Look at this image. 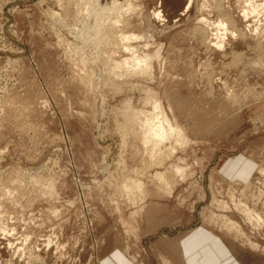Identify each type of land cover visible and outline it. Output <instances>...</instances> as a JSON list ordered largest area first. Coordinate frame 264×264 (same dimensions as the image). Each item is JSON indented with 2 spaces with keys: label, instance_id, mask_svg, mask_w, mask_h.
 Wrapping results in <instances>:
<instances>
[{
  "label": "rangeland",
  "instance_id": "rangeland-1",
  "mask_svg": "<svg viewBox=\"0 0 264 264\" xmlns=\"http://www.w3.org/2000/svg\"><path fill=\"white\" fill-rule=\"evenodd\" d=\"M202 18L235 35L215 45ZM153 102L184 145L140 141L127 119ZM172 165L184 178L160 181ZM261 165L264 0H0V264H185L175 245L198 225L227 246L216 264H264V225L233 203L257 207Z\"/></svg>",
  "mask_w": 264,
  "mask_h": 264
},
{
  "label": "bare ground",
  "instance_id": "bare-ground-1",
  "mask_svg": "<svg viewBox=\"0 0 264 264\" xmlns=\"http://www.w3.org/2000/svg\"><path fill=\"white\" fill-rule=\"evenodd\" d=\"M97 1V0H96ZM120 4V3H119ZM129 4V3H128ZM114 5V4H113ZM129 7V6H128ZM93 8V7H92ZM131 9V8H130ZM94 10V9H93ZM253 10V9H252ZM116 11V10H115ZM246 11V10H245ZM261 11V10H260ZM251 11H246L245 13V15H244V17H245V19L246 18H248V16H249V14H252V13H250ZM258 12V11H257ZM91 13V12H90ZM254 13H255V9H254ZM98 15V14H97ZM112 15V14H111ZM155 16H157V17H162V15H161V13L160 12H155V14H154ZM260 15V14H259ZM88 16V15H87ZM201 20V23H202V25L201 26H215L216 28H217V32H218V35L216 36V41H215V45H218L219 47H223L224 46V38H226V36L227 35H229V34H232V37H233V35H235V30H233L232 29V27H230L229 26V22H228V20H224V19H220L218 22H211L210 20H208L207 18H202V19H200ZM129 21V20H128ZM96 22V21H95ZM115 24V23H114ZM231 24V23H230ZM72 25V24H71ZM106 25V24H105ZM107 25H108V23H107ZM109 25L111 26V24H110V22H109ZM104 26V25H103ZM114 26V25H113ZM68 27V26H67ZM106 27V26H105ZM108 29H114L115 27H107ZM205 28V27H204ZM103 29L105 30V28L103 27ZM113 29H112V31H113ZM203 29V28H202ZM232 29V30H231ZM97 30V29H96ZM103 30V31H104ZM107 30V29H106ZM198 30V29H197ZM199 30H200V28H199ZM126 31V30H125ZM205 31V30H204ZM101 32V31H100ZM110 30L108 31V32H104V33H102V38L100 37V36H98V39H102V40H104V42H106L107 43V40L109 39V34H110ZM121 32V31H120ZM203 32V31H202ZM122 33V32H121ZM128 32H126V34H125V36L123 35V34H121V37H122V39L120 38V36H119V40L120 41H122V40H126V42L128 41V40H133V39H137V38H139L138 36H135L134 34H132V35H128L127 34ZM194 33V32H193ZM196 33V32H195ZM111 34H113V33H111ZM200 34V33H199ZM202 34V33H201ZM97 35H99V33L97 34ZM123 35V36H122ZM128 35V36H127ZM196 35V34H195ZM94 36V35H93ZM192 36H193V34H192ZM97 37V36H96ZM100 37V38H99ZM115 36H113V38H114ZM142 37V36H141ZM92 38H94V37H92ZM97 40V38H96V40H97V42L98 41H100V44L103 42L102 40ZM111 39H112V36H111ZM117 39H118V37H117ZM95 40V41H96ZM106 40V41H105ZM114 40V39H113ZM102 41V42H101ZM116 41V40H115ZM120 41H119V43H120ZM97 42L95 43V44H97ZM110 42L112 43V41L110 40ZM114 42V41H113ZM105 43V44H106ZM117 42H115V44H116ZM129 43V42H128ZM100 44H97V45H100ZM120 44H122V43H120ZM123 45H124V43H123ZM127 45H129V44H127ZM106 46V45H105ZM119 46V45H118ZM116 47V46H115ZM135 48V47H134ZM132 49H133V46H132ZM131 49V50H132ZM127 50V49H126ZM134 50V49H133ZM106 51V50H105ZM157 52V51H156ZM155 52V53H156ZM135 54V53H134ZM132 56V55H131ZM130 57V56H129ZM149 58H150V56L148 55H146V53H145V56L143 55V57H139V56H136V55H133L132 56V59H131V63H133L134 65L133 66H139L141 63H143L144 65H147V64H145V62H147L148 60H149ZM153 58V57H152ZM124 59V58H123ZM148 59V60H147ZM129 60H130V58H129ZM115 61V60H114ZM119 62H122V60L121 61H119ZM130 62V61H129ZM128 61H124L122 64H127V63H129ZM117 63V62H116ZM148 63V62H147ZM150 63V62H149ZM115 64V63H114ZM118 64V63H117ZM143 64L141 65L142 66V68L144 69L145 67H143ZM132 65V64H131ZM114 66V65H113ZM123 67V66H122ZM148 67V66H147ZM114 68V67H113ZM112 68V69H113ZM134 68V67H133ZM125 69V68H124ZM130 71V70H129ZM118 74V73H117ZM154 104H153V111H152V113L150 114V117L149 118H146L145 120H141L140 118V120H138V113L137 114H135V115H137V116H135V115H133V114H131L132 116L131 117H129V119H127V120H129V123L132 125H134V127H138V129L140 130V127L141 128H143L142 129V131H144V132H141L140 131V133H143L142 135H140L141 137L140 138H142V140L140 139V141L142 142V143H144L143 145H145V146H150L149 144H152L151 146L152 147H150V148H153V149H155V148H158V149H161V147L162 146H164L165 145V143L167 142V141H170L171 139H174L175 140V143H177V144H179V145H184L186 142H187V140H186V138H185V136H184V134L182 133V130L180 129V128H177L176 127V125L171 121V119H169V117L167 116V114L164 112V110L156 103V102H153ZM134 111V110H133ZM128 113V112H127ZM161 113H165V115H166V119H165V121H161V120H159L158 119V116L161 114ZM139 114H140V112H139ZM142 115V114H141ZM145 117V116H144ZM128 118V117H127ZM126 120V119H125ZM165 122H166V124H165ZM128 123V122H127ZM135 132V131H134ZM171 146V145H170ZM172 147H174L173 146V144H172ZM167 148V147H166ZM166 148H164V149H166ZM146 149V148H145ZM150 150V149H149ZM174 150V148H172V151ZM152 151V149L149 151V152H151ZM155 151H156V149H155ZM167 151H168V149H167ZM167 151L165 152V153H163V154H166L167 153ZM154 152V151H153ZM152 152V153H153ZM158 151H156L155 153H157ZM169 155V154H168ZM156 156V155H155ZM158 157V156H157ZM161 159V158H160ZM168 169V168H167ZM186 169H187V166H175V165H172V166H170V170H169V172H161V173H159L158 174V176H157V178L158 179H160V181H165V179H166V176H168V174L170 173V174H174L175 176L177 175V176H179L180 178H184V176H185V174H186ZM259 170H258V172H259V177H257L256 178V180H258V181H261V186L264 188V165H261L260 166V168H258ZM168 171V170H167ZM178 177V178H179ZM130 178V177H129ZM168 179V178H167ZM134 180V179H133ZM135 181V180H134ZM168 180H166V182H167ZM131 183V182H130ZM132 185H127V186H129L131 189H138L139 191L140 190H142V184L140 183V182H132L131 183ZM170 183H169V181H168V185H169ZM162 185V184H161ZM244 188H246L245 186H244ZM243 188V189H244ZM134 189V190H135ZM264 191V189L261 191V192H263ZM249 195V194H248ZM256 200V199H255ZM255 200H253V201H255ZM244 201V200H243ZM259 201H261L260 202V204H258V202ZM213 202H216V204H217V206H220L221 208H223V209H227L229 206L227 205V203L226 202H224V201H219V200H217L216 198L215 199H213ZM246 203H248L247 201H245ZM234 203V207H236V209L238 208L239 210H241L242 211V213H244V216H245V218L249 221V223L253 226V227H257V229H258V226L257 225H264V192L262 193V194H260V196L258 197V200H256L254 203H256L254 206H256L257 205V209L255 208H253V209H250L248 206H247V204L246 203H244V202H242L241 201V199H240V201L239 202H233ZM252 205V206H253ZM251 207V206H250ZM237 209V210H238ZM238 210V211H239ZM240 212V211H239ZM223 218L224 220V223L225 222H227V223H229V225H230V228L231 229H233V230H235L234 232V234H236L237 235V238H240L243 242H247L248 244L250 243L251 245H255V244H257V241L255 240L256 238L254 237V236H252V234H248V233H246L245 231H243L242 230V228L240 227L241 225L239 224L240 222H235V220H232L231 219V217L230 216H228L227 214H224V215H222V216H220V218ZM226 224V223H225ZM233 230H231V231H233ZM235 235V236H236ZM175 246H177L176 247V250H177V252H178V257H179V259L180 260H182V258H184L183 257V251H182V249H181V245L180 244H176Z\"/></svg>",
  "mask_w": 264,
  "mask_h": 264
},
{
  "label": "crops",
  "instance_id": "crops-1",
  "mask_svg": "<svg viewBox=\"0 0 264 264\" xmlns=\"http://www.w3.org/2000/svg\"><path fill=\"white\" fill-rule=\"evenodd\" d=\"M180 237L185 264H216L226 258L225 242L203 225L191 228ZM117 260L120 261L119 258Z\"/></svg>",
  "mask_w": 264,
  "mask_h": 264
}]
</instances>
